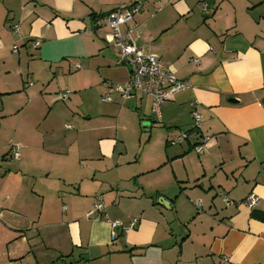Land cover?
Segmentation results:
<instances>
[{
	"label": "crops",
	"instance_id": "obj_1",
	"mask_svg": "<svg viewBox=\"0 0 264 264\" xmlns=\"http://www.w3.org/2000/svg\"><path fill=\"white\" fill-rule=\"evenodd\" d=\"M136 1L0 0V264H264V221L251 217L264 215V0H172L157 12L166 0H141L120 28L190 85L161 106L154 160L118 149L150 99L103 86L129 70L102 21ZM193 102L208 138L200 154L192 141L167 144L190 131ZM75 119L67 143L58 133ZM97 197L102 213L86 217ZM133 220L111 238L113 223Z\"/></svg>",
	"mask_w": 264,
	"mask_h": 264
},
{
	"label": "built area",
	"instance_id": "obj_2",
	"mask_svg": "<svg viewBox=\"0 0 264 264\" xmlns=\"http://www.w3.org/2000/svg\"><path fill=\"white\" fill-rule=\"evenodd\" d=\"M167 4L172 3V0H166V2L160 4V8L156 10L160 11L161 8ZM142 10V1L137 0L130 6L124 9H117L110 13L103 21L102 24L109 28V33L104 34L105 39L115 44L118 49L117 65L124 64L129 70V81L124 84H113L110 82H104L103 86L116 92L121 101L134 99L137 94L149 98L151 104V113L155 116L156 122L162 124L161 106L173 99L177 94L188 90L190 85L188 82L180 81L177 79L173 70L168 67H164L160 64L157 57L153 55H144L130 39L132 33L131 29H128L125 34H121L120 28L127 26L133 19V17L140 13ZM200 10L202 14L207 15L210 11L208 3L201 2ZM19 27L17 25L12 26V31L17 33ZM38 46V42H35L34 48ZM18 47L14 45L12 52L17 53ZM194 64L198 63L197 60L193 61ZM70 91L65 90L58 94L57 101L65 102L70 96ZM103 103L111 102L109 96H104L101 99ZM199 105L197 102L191 104V118L192 127L190 131H181L173 139L168 141L170 146H178L188 141H192L194 146L192 150L196 154H200L202 149L206 145L208 138L201 137L199 135V128L201 122V115L197 111ZM67 126V129H70ZM10 157L14 161H18L20 158V147L18 145H10L9 147ZM224 201L227 200L224 198ZM243 205L252 210L258 204V198L254 193H250L243 201ZM103 211V204L100 197L96 198L93 209L86 213V217H93L96 213L101 214ZM137 221L133 220L130 224V228L120 224L113 223L111 225L112 232L111 238L115 239L116 235L113 231L114 228L120 227L122 232H126L131 228H134Z\"/></svg>",
	"mask_w": 264,
	"mask_h": 264
},
{
	"label": "rangeland",
	"instance_id": "obj_3",
	"mask_svg": "<svg viewBox=\"0 0 264 264\" xmlns=\"http://www.w3.org/2000/svg\"><path fill=\"white\" fill-rule=\"evenodd\" d=\"M71 96H73V94ZM60 104L64 105L63 103H60ZM147 105L148 104L146 102L145 107L143 108L145 115L140 112V118L142 119V121L140 122L139 130L135 132L136 134L135 135L132 134V131L125 132L123 133V136L125 137V143H122V141L118 143V149L122 153H123V145L126 146L125 153L127 157L129 158H132L133 155H137V156H141V160H144V159L154 160L156 155L161 153L162 132L164 135H166L165 133L166 131L163 128V124H157L156 126V124L153 123L155 121V116L149 112L150 108H148ZM32 115L39 116L40 111H37V112L34 111L32 112ZM79 115H81L82 117V112H79ZM77 120H80V119H75L73 122L71 121L65 122V124L71 125L72 129L69 131L65 129L60 130L58 133V136L59 138H61V140H65V142L68 143L67 139L69 138V135L73 133L76 134V132L80 131L81 126L78 125ZM85 127L87 128L93 127V125H87ZM121 129L123 130L125 128H121ZM148 139H149V142H147ZM146 145H148V147H146ZM192 152L196 154L193 150ZM123 158H126V157H123ZM171 193H174V190H171ZM191 199L192 201H194L195 205H197V199H201V197L191 198ZM202 199H201L202 203H205V198L203 197ZM175 200L178 202H181L182 204H186V199L184 197H177ZM158 203L160 202L158 201ZM198 209H199V212L201 213L200 207H198ZM182 215H185V214H182ZM190 219H191V216L190 218H187L186 221H189Z\"/></svg>",
	"mask_w": 264,
	"mask_h": 264
},
{
	"label": "trees",
	"instance_id": "obj_4",
	"mask_svg": "<svg viewBox=\"0 0 264 264\" xmlns=\"http://www.w3.org/2000/svg\"><path fill=\"white\" fill-rule=\"evenodd\" d=\"M167 144H169V143L167 142ZM251 217L254 218V219H258V220L264 221V215H261V214H259L256 211H251Z\"/></svg>",
	"mask_w": 264,
	"mask_h": 264
},
{
	"label": "water",
	"instance_id": "obj_5",
	"mask_svg": "<svg viewBox=\"0 0 264 264\" xmlns=\"http://www.w3.org/2000/svg\"><path fill=\"white\" fill-rule=\"evenodd\" d=\"M230 102H231V103H235V101H234V100H230Z\"/></svg>",
	"mask_w": 264,
	"mask_h": 264
}]
</instances>
